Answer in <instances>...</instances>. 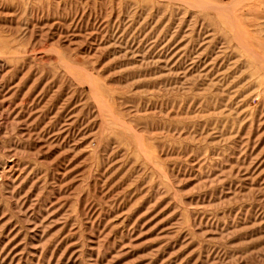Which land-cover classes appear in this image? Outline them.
Listing matches in <instances>:
<instances>
[{
    "label": "rangeland",
    "instance_id": "1",
    "mask_svg": "<svg viewBox=\"0 0 264 264\" xmlns=\"http://www.w3.org/2000/svg\"><path fill=\"white\" fill-rule=\"evenodd\" d=\"M0 264H264V0H0Z\"/></svg>",
    "mask_w": 264,
    "mask_h": 264
}]
</instances>
